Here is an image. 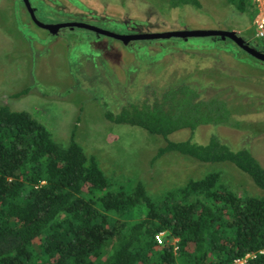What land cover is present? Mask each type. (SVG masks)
<instances>
[{"label":"trees","instance_id":"obj_1","mask_svg":"<svg viewBox=\"0 0 264 264\" xmlns=\"http://www.w3.org/2000/svg\"><path fill=\"white\" fill-rule=\"evenodd\" d=\"M151 118L148 131L173 129L167 113ZM169 149L226 159L264 187V168L245 150L210 139L168 141L158 153ZM217 180L206 173L153 196L138 182L111 188L74 141L61 144L28 112L0 106V264H231L264 246V199ZM248 264H264V254Z\"/></svg>","mask_w":264,"mask_h":264},{"label":"flooded vegetation","instance_id":"obj_2","mask_svg":"<svg viewBox=\"0 0 264 264\" xmlns=\"http://www.w3.org/2000/svg\"><path fill=\"white\" fill-rule=\"evenodd\" d=\"M77 1L81 2L78 3V7L71 6L66 0H35L34 5H31L29 0H9L6 13H11L13 3L18 4L15 12L16 28L23 27L26 33H29V29H40L45 32L47 39L58 37L64 39L80 30L79 35L74 34V36L77 35L76 52L85 47L92 52L85 53V57L90 60L87 63L89 67H93L92 63L104 64L109 70L121 74L124 83H133L134 79L129 74V70L132 69L130 65L137 66L142 63L141 69L146 66L149 73L146 70L142 74V78L145 79L141 80L143 86L141 95L126 98L112 110H103V120L108 125H117V127L111 126V128H117V131L106 135L107 141L94 140L89 136L85 130L89 128L84 125L83 117L85 114L89 116L91 110L81 112L83 108L79 106V119L76 122H79L80 129L72 126L69 140L65 144L70 140L74 141L83 153L84 150L87 152L86 157L95 158L96 153L103 152L107 153L111 159L120 162L124 159L128 162V166L134 171L133 180H128L123 185L117 184L119 188L121 186L129 188L136 182L142 185L147 180L155 182L161 171L156 164L160 161L159 159L168 156L178 155L205 163L174 149L158 153L168 141L206 144L213 139L232 152L245 150L250 154L244 142H247L250 137L257 139L258 135L256 133L251 135L249 132L257 125L264 126V92L262 91L264 46L255 38L253 32L248 38L242 36L241 31L232 26L233 21L229 23L226 17L221 18L225 9L221 7V12L216 13L205 5L204 0L176 1L173 6L170 5L171 0H162L167 7V12L160 16L155 13L154 17L163 24L152 21L148 17L146 21H143V15L127 4L129 0ZM140 1L146 3L145 9L148 10V0ZM225 1L234 2L235 4H227V6L238 14H244L248 9L252 10L251 0H248V4L245 0ZM59 5L63 6L61 9H63L62 13H66L65 17L42 22L40 16L55 14ZM187 5H190L188 9L181 8ZM195 9L200 12V26L176 30L165 28L164 20L176 18L178 15L182 18L187 13L188 17L196 18ZM132 19L149 24L151 30L135 29L133 31L126 24ZM8 21L9 26L11 23L15 24L12 17H8ZM221 21L224 22L223 25ZM46 25H49V29L45 28ZM107 25L115 28L110 30ZM64 31L68 33H63ZM156 61L160 66L159 74L154 73L157 70V67H153ZM28 79H31V82L22 83L20 88L13 89L9 95L15 97L26 94L28 88H31L34 93L37 91L46 93V86L33 80L31 75H28ZM248 86H256V89L251 91ZM127 88L128 86L125 87L126 92ZM67 90L68 88H65L63 91ZM99 102L104 104L100 98ZM99 102L95 97L90 100L92 107L96 109ZM81 105L86 107L84 104ZM0 106L6 105L0 104ZM37 109L43 110L38 107ZM158 112L167 113L170 116L167 123L173 127L164 135L147 129V126H157L151 117ZM28 113L33 116L30 110ZM201 114H203L202 117ZM182 118L188 119L192 125H181ZM120 126L141 130L138 143L126 137L130 140L131 149L130 155L125 158L117 155L119 149L116 142L119 139ZM217 161L228 162L233 166L226 159ZM207 173H214L216 178H219L216 172ZM244 174L248 177L246 173ZM103 175L109 176L107 172Z\"/></svg>","mask_w":264,"mask_h":264},{"label":"rangeland","instance_id":"obj_3","mask_svg":"<svg viewBox=\"0 0 264 264\" xmlns=\"http://www.w3.org/2000/svg\"><path fill=\"white\" fill-rule=\"evenodd\" d=\"M7 1L9 0H0V104L6 105L12 110H25L27 112L30 110L33 117L47 128L52 138L61 144H65L69 140L72 126L80 129L79 122H76V120L79 119L78 107L81 106L83 108L80 110L81 112L91 110L89 116L85 114L83 117L84 125L89 128L85 129L89 136L94 140L107 141L106 135L117 131V128H111V126L117 127V125H108L103 120V110H112V108H116L120 103H123L126 98L141 95L143 92L141 80L145 79L142 78V74L146 70L149 73V69L146 66L141 69L142 63L137 66L130 65L129 67L132 69L129 70V74L134 80L133 83H124L121 74L117 71L109 70L104 64L92 63L93 67H89L87 63L90 60L85 57V53L92 52L88 51L85 47L80 48L79 52H76L77 43L75 40L77 35L74 36V34L79 35L81 33L80 30L73 32L64 39L59 37L47 39L45 32L37 28L29 29L30 34L26 33L23 27L18 26L16 28L15 12L18 9V4L13 3L11 15L10 12L6 13V9H8ZM29 1L31 5L35 4V0ZM66 1L75 7H78V3H81L77 0ZM176 1L184 0H171L170 5L173 6V3ZM204 1L205 5L216 13L221 12V7L225 9L221 18L226 17L229 23L233 21L232 26L238 28L242 36L246 38L252 36L253 31L250 25V19L253 14L252 10L249 11L248 9L244 14H238L227 6V4H235L234 2L227 3L225 0ZM127 4L143 15V21H146V17L152 19V21H157L158 18L154 17L155 13L160 16L167 12V7H165V3L162 0H148V10L145 9L147 7L146 3L140 0H129ZM43 6L45 7V5ZM61 7L63 6L59 5L58 11L53 15L40 16L42 22L64 18L66 13H62L63 9ZM184 7L188 9L190 5L181 8ZM194 15L196 18L188 17L187 13H185L182 18L178 15L176 18L167 21L163 19L165 28L176 30L180 28L188 29L195 25L200 26V12L197 9L194 10ZM213 15L216 17L215 13ZM8 17H12L15 24L11 23L9 26ZM113 17L116 18V16ZM157 22L163 24L162 21L158 20ZM221 23L223 25L224 22L221 21ZM126 24L133 31L135 29L139 31L151 30L149 24H144L136 19H132L126 22ZM107 27L110 30L115 28L108 25ZM63 33L68 32L64 31ZM256 39L264 46V39ZM153 67H157L154 73L159 74L160 66L157 61ZM28 75H31L33 80L39 81L42 85L46 86V93L38 91L34 93L31 88H28L26 94H20L15 97L11 96V94L9 95V92L13 91V89L20 88L22 83L31 82V79H28ZM126 86H128L127 92ZM248 87L251 91L256 89V86ZM65 88H68V90L63 91ZM262 91L264 92V87H262ZM3 94L5 95L2 96ZM92 97H95L98 102L100 98L104 104L99 102L97 109L92 107L90 103ZM81 104H84L86 107H83ZM37 107L43 110L38 111ZM261 125L262 127L257 125L255 129L249 132L251 135L256 133L258 138L253 139L250 137L247 142H244V145H247L250 154L256 159L255 161L260 167L264 168V126L263 124ZM140 132L139 128L120 126L119 139L116 142V146L119 149L117 155L120 158L130 155V140L138 143L141 138ZM84 154L87 155L85 150ZM96 154L97 157L94 159L97 167L103 174L107 172L109 176L106 178L111 188L117 187V184L123 185L128 180H133L134 171L130 169L128 162L124 159L120 162L111 159L107 153L98 152ZM159 160L156 166L161 171H159L155 182L147 180L142 184L148 195H158L167 189L182 186L189 179H198L207 172H216L219 177L217 181L225 184L233 191L235 189L238 192L264 199V188L256 187L244 173L234 168L228 162L216 161L205 162L203 164L193 159H188V157L178 155L168 156ZM121 188L124 190L128 189L122 186ZM131 214L134 215V212H131ZM166 242L169 244L175 243L172 238L166 239Z\"/></svg>","mask_w":264,"mask_h":264},{"label":"built area","instance_id":"obj_4","mask_svg":"<svg viewBox=\"0 0 264 264\" xmlns=\"http://www.w3.org/2000/svg\"><path fill=\"white\" fill-rule=\"evenodd\" d=\"M253 14L250 19V25L253 30V35L256 38L264 39V0H251ZM163 232H158L154 238L157 243L163 241ZM173 242H176V238H172ZM166 242V240H164ZM174 245V244H173ZM175 248V246L173 247ZM264 254V246L255 250L248 251L241 256L232 260L231 264H248V262L258 255Z\"/></svg>","mask_w":264,"mask_h":264},{"label":"water","instance_id":"obj_5","mask_svg":"<svg viewBox=\"0 0 264 264\" xmlns=\"http://www.w3.org/2000/svg\"><path fill=\"white\" fill-rule=\"evenodd\" d=\"M56 27H57V26H56ZM45 28L49 29V25H46ZM205 33H206V32H205ZM226 35H229V34H226ZM169 36H170V35H169ZM260 56H262V55H260ZM263 57H264V55H263Z\"/></svg>","mask_w":264,"mask_h":264}]
</instances>
